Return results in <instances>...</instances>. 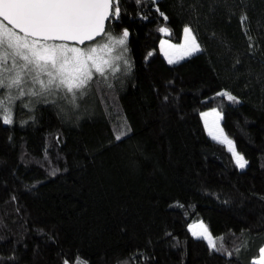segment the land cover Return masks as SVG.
Here are the masks:
<instances>
[{
    "label": "trees",
    "instance_id": "obj_1",
    "mask_svg": "<svg viewBox=\"0 0 264 264\" xmlns=\"http://www.w3.org/2000/svg\"><path fill=\"white\" fill-rule=\"evenodd\" d=\"M118 6L106 30H128L127 65L95 74L74 103L63 94L11 123L0 111V264H253L264 246V0ZM185 26L201 51L169 64L159 28L179 42ZM208 108L245 168L207 135ZM198 220L216 222L219 251L190 233Z\"/></svg>",
    "mask_w": 264,
    "mask_h": 264
},
{
    "label": "snow or ice",
    "instance_id": "obj_2",
    "mask_svg": "<svg viewBox=\"0 0 264 264\" xmlns=\"http://www.w3.org/2000/svg\"><path fill=\"white\" fill-rule=\"evenodd\" d=\"M140 2L141 0H137V3ZM120 11L118 0H0V18H2L0 20V89L19 88L27 76L33 85H40V92L30 90L28 94L37 96L52 89H64L67 93L73 94L74 103L77 91L84 95V90L93 81L94 74L103 77L106 69H112L114 72L118 70L105 56L113 51L114 45H126L129 32L124 29L121 36L115 39L107 33L105 22L118 18ZM160 15L167 20L164 13L161 12ZM246 19L242 17V23ZM16 29H19V32ZM159 31L168 33L169 29L161 27ZM183 32L184 42L180 45L161 41L162 50L168 57L169 64L178 63L201 50L192 30L186 26ZM101 34L107 36L111 43L78 46L85 45L86 41H93ZM9 59H11V67L7 66ZM115 59L119 60L121 57L117 56ZM124 63L127 65L128 61L125 60ZM6 73L13 75L9 76ZM24 94L21 90L20 95ZM217 95L226 96L229 101L237 102V98L227 92ZM3 104V100H0V108H3ZM3 110L4 123H11L10 110L7 108ZM202 116L213 139L226 144L237 166L241 169L245 168L248 161L242 154L236 152L233 142L223 136V130L218 129L217 126L219 136L212 131V127L217 125L220 114L213 109L210 113H202ZM209 116L214 117L211 125L208 122ZM117 139L120 137L117 136ZM196 228L192 230L193 236L206 240L211 249L219 251L207 227L201 223ZM220 239L222 242L223 238ZM253 264H264V248L259 250V257L253 261Z\"/></svg>",
    "mask_w": 264,
    "mask_h": 264
},
{
    "label": "rangeland",
    "instance_id": "obj_3",
    "mask_svg": "<svg viewBox=\"0 0 264 264\" xmlns=\"http://www.w3.org/2000/svg\"><path fill=\"white\" fill-rule=\"evenodd\" d=\"M4 24H6V23H4ZM8 27H10V26H8ZM184 28H183V30H184ZM106 31H107L108 34H110L115 39H118L121 36V35L117 36V35L113 34L111 31H108V30H106ZM161 34H162V36H161V38L159 40L158 47H159V50H160L161 54L164 56L165 60L168 62V57L165 56L164 51L162 50L161 41H167L169 44H173V45H180V44H182L184 42V32L182 31L181 40L179 42H173L172 40H170L168 38L169 32L168 33L161 32ZM192 34H193V32H192ZM106 43H111V42L107 39V36L103 35L98 40H96V41H94L92 43H89V44H85V45L80 46V47L103 45V44H106ZM197 44L199 45L198 42H197ZM164 47L166 48L167 45H165ZM125 49H126L125 45H123V46L114 45L113 51L109 55H106L105 58L106 59H110L112 61L113 65L116 66L118 61H120V60L124 61V59L126 57L125 56V52H126ZM200 49H201V46H200ZM117 56H120L121 59L116 60L115 57H117ZM187 57H185V58H187ZM7 66L11 67V59L8 60V65ZM109 70H112V69H106V73ZM6 75L10 76V75H13V73H6ZM43 78L45 80L47 79L46 77H43ZM24 80H25V82L22 83L19 88L13 87L11 89H0V100H3V102H4L3 108H0L2 116L5 115V112L3 110L4 108H7V109L10 110V115H11V119H12L16 109L20 110L21 112H26V111H28L30 109H33L38 103H45V102L52 101V100H54V98H59L63 94H68L69 96H71V93H67L66 90H64V89H52L51 91L42 92L40 95H37V96L30 95V94H28L30 90L40 92V85L39 84L33 85L31 79L29 77H27V76L24 78ZM21 90L25 93L23 96L20 95ZM213 109H215L220 114V118L217 121V125L212 127L213 133L215 135L219 136L220 132L217 130V126H218V129H222V127H221L222 115H221L220 111H218L217 108H208V109H205V110L201 111V113H200L201 122L203 124V127H204L207 135L211 139H213V136L209 134V128L205 126V119L202 116V113H210ZM213 119H214L213 116H209L208 117V122H209L210 125L212 124ZM223 136H226L228 139H230L232 141V139L229 136H227L224 131H223ZM213 140L220 142L217 139H213ZM224 145L228 148V146L226 144H224ZM235 150H236V148H235ZM236 152H238V151L236 150ZM233 159H234V157H233ZM234 161H235V159H234ZM201 223L204 226L207 227L208 232L211 234L213 239L215 238L216 235L219 234V230L216 227V225L214 224V223H216L215 221H206L205 222V221H202V220L193 221V222H191L188 225V230L190 231V233L192 234L193 228H196V226L198 224H201ZM190 226H192V227H190ZM196 230L199 231L198 228H196ZM262 248H264V246ZM257 258H255V259H257ZM255 259L252 260V263H253V261Z\"/></svg>",
    "mask_w": 264,
    "mask_h": 264
},
{
    "label": "water",
    "instance_id": "obj_4",
    "mask_svg": "<svg viewBox=\"0 0 264 264\" xmlns=\"http://www.w3.org/2000/svg\"><path fill=\"white\" fill-rule=\"evenodd\" d=\"M0 19L2 20V18H0ZM3 22L7 24L6 21H3ZM107 24H108V21L105 22V27H106V29H107ZM8 26L11 27V25H8ZM16 31L19 32V29H16ZM21 34H22V33H21ZM102 36H103V34H101L100 36H97L93 41H86L85 44L92 43V42L98 40L99 38H101ZM69 43H71V42H69ZM78 46H83V45H78Z\"/></svg>",
    "mask_w": 264,
    "mask_h": 264
}]
</instances>
